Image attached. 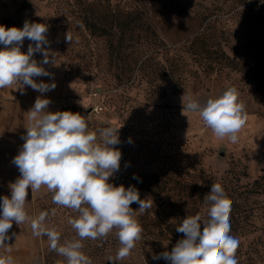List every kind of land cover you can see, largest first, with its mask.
I'll return each instance as SVG.
<instances>
[{"label":"rangeland","instance_id":"rangeland-1","mask_svg":"<svg viewBox=\"0 0 264 264\" xmlns=\"http://www.w3.org/2000/svg\"><path fill=\"white\" fill-rule=\"evenodd\" d=\"M126 11L139 12L150 28L136 33L122 53L124 60L156 35L144 48V60L151 61L140 72L132 64L133 78L123 82L124 60L118 66L108 38L93 35L84 21H105ZM26 21L48 27L43 47L56 64L42 65L50 75L33 79L55 82L56 88L43 94L29 86L21 90L19 84L0 88V198L10 197L9 185L20 176L13 160L32 123L27 112L41 96L50 100L48 111L85 117L97 143H102L99 129L119 128L120 143L114 147L122 153L120 168L109 182L135 186L140 199L153 201L145 212L132 204L139 211L134 216L142 238L117 264H169L153 256L170 252L183 238L176 227L184 218H207L205 197L213 183L221 184L231 200L230 234L239 240L238 264H264V0H0V25L22 28ZM29 44L35 46L25 38L21 51L26 53ZM33 59L41 64L42 52ZM228 87L237 89L247 112L236 143L216 138L198 113L183 112V95L185 103L189 96L204 103ZM163 180H169L167 190L151 195L164 187ZM52 196L46 186L34 193L29 188L28 216L48 211L42 226L60 233L58 245L79 239L69 224L79 213L54 204ZM30 225L31 220L13 222L0 257L11 256L14 264H66L47 236H35ZM118 231L82 240L81 251L92 264H112L109 257L121 247Z\"/></svg>","mask_w":264,"mask_h":264},{"label":"clouds","instance_id":"clouds-1","mask_svg":"<svg viewBox=\"0 0 264 264\" xmlns=\"http://www.w3.org/2000/svg\"><path fill=\"white\" fill-rule=\"evenodd\" d=\"M47 25L25 22L22 28L0 25V88L13 84L29 86L43 94L56 88L55 82L37 83L33 78L49 76L42 66L56 64L55 56L44 48L48 44ZM27 38V52L21 47ZM71 42V37H66ZM42 52L41 64L33 59L34 53ZM235 87H228L216 98L201 103L192 97L182 96L183 112L198 113L204 124L218 139L238 141V133L247 121L245 105L239 101ZM50 100L38 96L34 106L27 112L28 120L24 143L14 157L13 163L20 176L10 183L11 195L4 196L0 203V246L9 239L13 222L20 225L31 220L35 236H47L50 248L66 258V264H92L81 249L84 239L96 240L106 237L114 228L118 229L121 247L116 256L109 257L112 264L126 258L142 237V226L130 207L139 205V211L152 208L153 201L140 199L135 186L125 188L109 182L120 168L122 153L114 147L120 143L119 128L107 126L99 129L102 143H97V133L88 131L86 118L71 111H48ZM136 178L135 176L133 177ZM41 186L53 193L52 202L73 209L79 213L69 224L79 239L58 245L60 233L43 227L48 211H42L37 218H30L26 211L28 190L38 191ZM210 205L207 218L200 214L187 216L176 227L183 234L170 252L154 255L169 264H238L235 253L239 240L230 234L231 200L219 183H213L205 197ZM55 214V210H52ZM0 264H14L11 256L0 257Z\"/></svg>","mask_w":264,"mask_h":264},{"label":"trees","instance_id":"trees-1","mask_svg":"<svg viewBox=\"0 0 264 264\" xmlns=\"http://www.w3.org/2000/svg\"><path fill=\"white\" fill-rule=\"evenodd\" d=\"M117 16H113L111 19H106L105 21L99 20L98 18L91 17V18H85V26L86 28L95 36L97 37H106L109 41V52L112 60H114L115 63L120 66V58H122V53L127 51L129 42L135 41L136 33L141 31H147L150 27L146 23V20L143 19L142 15L139 12H118L116 14ZM108 22V24H105L103 22ZM156 35L154 32L152 33V36ZM152 36L150 38H145L142 43L139 44L138 49L132 50L131 56H128L126 60H124V73L123 74V82H128L129 80H132L133 76L129 75L130 69L132 70L131 66L132 64L138 65L139 72L142 70L145 63L148 61H151L152 57H148L145 59V53L144 48L145 44L151 46L152 45ZM116 39V43H115ZM193 45V42H192ZM221 55L223 57H226L225 60H227L230 63H235L236 58H232L231 56H227L225 52H221ZM126 67V68H125ZM120 78V76H119ZM135 82H133L131 85L133 86ZM131 85L126 86L124 88V91L129 90ZM174 85H176L174 83ZM111 180V177L109 178ZM156 188L161 186V183H158ZM164 187L161 189H157L158 191H150L151 195L153 196H159L162 194L163 190H167V187L169 186V180H163ZM164 204V201L162 202ZM130 207L134 210V215L136 212V208L133 205H130Z\"/></svg>","mask_w":264,"mask_h":264},{"label":"crops","instance_id":"crops-1","mask_svg":"<svg viewBox=\"0 0 264 264\" xmlns=\"http://www.w3.org/2000/svg\"><path fill=\"white\" fill-rule=\"evenodd\" d=\"M1 49V48H0Z\"/></svg>","mask_w":264,"mask_h":264}]
</instances>
